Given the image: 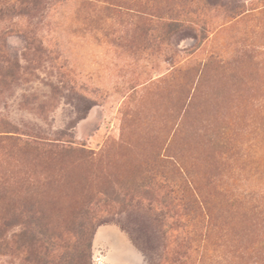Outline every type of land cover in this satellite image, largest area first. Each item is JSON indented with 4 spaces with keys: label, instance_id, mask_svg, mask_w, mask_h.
<instances>
[{
    "label": "rangeland",
    "instance_id": "374dc122",
    "mask_svg": "<svg viewBox=\"0 0 264 264\" xmlns=\"http://www.w3.org/2000/svg\"><path fill=\"white\" fill-rule=\"evenodd\" d=\"M64 254L264 264V0H0V264Z\"/></svg>",
    "mask_w": 264,
    "mask_h": 264
},
{
    "label": "trees",
    "instance_id": "16d2710c",
    "mask_svg": "<svg viewBox=\"0 0 264 264\" xmlns=\"http://www.w3.org/2000/svg\"><path fill=\"white\" fill-rule=\"evenodd\" d=\"M38 211V210H37ZM33 218H35V219H38L39 217L37 216V215H34V216H32ZM84 247H85V249H83L82 251H85V250H88L89 251V249H90V247H91V235H89L88 236V238H87V240H86V243L84 244ZM79 254V253H78ZM78 254H73V255H71V256H69V255H65L64 254V257H63V264H72V260H75V264H79L78 262H79V260L81 259V254H80V258H79V260H78ZM82 254H84V252L82 253Z\"/></svg>",
    "mask_w": 264,
    "mask_h": 264
}]
</instances>
